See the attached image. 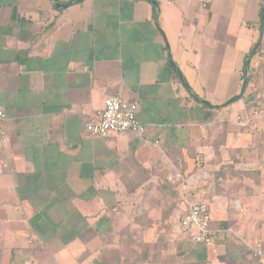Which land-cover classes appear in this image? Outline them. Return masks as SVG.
Listing matches in <instances>:
<instances>
[{
  "label": "crops",
  "instance_id": "0c3cea01",
  "mask_svg": "<svg viewBox=\"0 0 264 264\" xmlns=\"http://www.w3.org/2000/svg\"><path fill=\"white\" fill-rule=\"evenodd\" d=\"M263 6L0 0V264H260L262 80L225 106L264 71ZM109 97L138 104L145 141L85 133ZM169 189L178 203L162 201ZM197 202L209 246L180 236Z\"/></svg>",
  "mask_w": 264,
  "mask_h": 264
},
{
  "label": "built area",
  "instance_id": "2783aa9c",
  "mask_svg": "<svg viewBox=\"0 0 264 264\" xmlns=\"http://www.w3.org/2000/svg\"><path fill=\"white\" fill-rule=\"evenodd\" d=\"M138 104L128 102L120 97H109L105 101L104 112L100 117H93L85 123V133L91 137L109 138L113 134L125 135L134 132L145 141L147 128L137 118ZM6 115L0 110V144L6 140L2 125ZM154 142V147L159 146ZM212 215L207 204H192L187 207L181 218L180 236L192 245L209 246L213 243L211 229ZM253 257L264 264V241L257 242L252 250Z\"/></svg>",
  "mask_w": 264,
  "mask_h": 264
},
{
  "label": "trees",
  "instance_id": "16d2710c",
  "mask_svg": "<svg viewBox=\"0 0 264 264\" xmlns=\"http://www.w3.org/2000/svg\"><path fill=\"white\" fill-rule=\"evenodd\" d=\"M263 17V15H262ZM262 48V46H261ZM263 50L260 49L259 52H257V54H259L261 51ZM248 58L249 56L247 57L246 61H245V66H244V73H245V69L247 67V64H248ZM263 67H260L259 69H261ZM255 71V70H254ZM262 70H260L257 74L255 73H251L250 76L248 77V80H247V84L245 86V89H244V92L241 96H239L238 98H235L233 100H231L225 107H229V106H232L240 101H242L247 93V90L249 89V87L253 86L254 89H255V85L256 84H259V81L262 80V83H263V88H261V90L259 92H257L258 90L255 89V92L253 93L254 95L252 96V99L254 100V103L252 104L251 107H257L259 106L261 103H264V98L263 97H258V94L261 93V94H264V71L261 72ZM253 72V71H252ZM188 87V86H187ZM216 109H219V108H216ZM260 110V108H258ZM225 172V171H224ZM222 175V174H221ZM224 176V175H223ZM217 178H219V175H217ZM217 186V185H216ZM164 198L166 200H164ZM171 201L172 203H178V193L175 192V190L173 189H169L167 190L165 193H164V196L162 197V201L164 202H167V201ZM160 202V201H159ZM194 204H205L204 202H197V203H194ZM182 218V217H181ZM181 223V219H180V222ZM211 229L213 231V224L211 223ZM123 264H136V259H135V254L132 252L128 258L123 262Z\"/></svg>",
  "mask_w": 264,
  "mask_h": 264
},
{
  "label": "water",
  "instance_id": "95a60500",
  "mask_svg": "<svg viewBox=\"0 0 264 264\" xmlns=\"http://www.w3.org/2000/svg\"><path fill=\"white\" fill-rule=\"evenodd\" d=\"M263 3H264V0H263ZM262 15H263V18H264V6H263ZM260 35H261V37H260V41H259V43L257 44V48L260 46L261 39H262V36H263V26H262V30H261V34H260ZM257 48L253 51L251 57H253V55L255 54V52H256V50H257ZM246 84H247V79L244 80V83H243V86H242V89H241L240 96L243 94Z\"/></svg>",
  "mask_w": 264,
  "mask_h": 264
},
{
  "label": "rangeland",
  "instance_id": "374dc122",
  "mask_svg": "<svg viewBox=\"0 0 264 264\" xmlns=\"http://www.w3.org/2000/svg\"><path fill=\"white\" fill-rule=\"evenodd\" d=\"M257 92H259V91H257ZM244 101H246V97L242 100V101H240V102H244ZM257 108H260V111H264V103H261L259 106H257V107H255V109H257ZM259 111V112H260ZM261 114H263V113H261ZM254 118H257V116H255ZM255 120V119H254ZM254 122V121H253ZM249 123H251V122H249ZM224 130V129H223ZM222 129L220 130V132H221V134H223L225 131H223ZM219 139V138H218Z\"/></svg>",
  "mask_w": 264,
  "mask_h": 264
}]
</instances>
